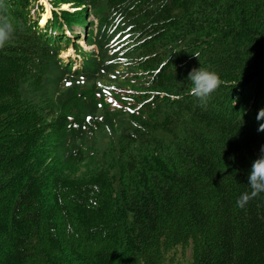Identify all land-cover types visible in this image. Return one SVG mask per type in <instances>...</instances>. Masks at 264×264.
Wrapping results in <instances>:
<instances>
[{
    "label": "trees",
    "instance_id": "16d2710c",
    "mask_svg": "<svg viewBox=\"0 0 264 264\" xmlns=\"http://www.w3.org/2000/svg\"><path fill=\"white\" fill-rule=\"evenodd\" d=\"M52 2L93 5L103 59L66 78L38 0H0V264H264V193L236 206L264 146V0ZM138 63L153 118L97 100ZM199 67L222 81L206 103Z\"/></svg>",
    "mask_w": 264,
    "mask_h": 264
},
{
    "label": "rangeland",
    "instance_id": "374dc122",
    "mask_svg": "<svg viewBox=\"0 0 264 264\" xmlns=\"http://www.w3.org/2000/svg\"><path fill=\"white\" fill-rule=\"evenodd\" d=\"M44 10L47 9V13L44 18L50 17L52 12L57 10H53L49 4L53 6L52 0H43ZM67 7V8H66ZM73 4L63 6L61 11H69L70 13H75L77 10L72 9ZM87 21H90L86 25V31L83 30V27L75 26V31L80 33L73 34L70 45L62 46V52L60 55L66 59L67 56H71L69 58L70 61L75 62V66L79 67L80 64L83 63L82 58L84 59H94L97 57V50L95 46L92 45L89 41H94L93 35L96 33V25L97 20L90 14V12L86 13ZM69 37V36H68ZM88 41V42H87ZM85 53L86 55H83ZM82 57V58H81ZM151 76V72L146 69H138L134 74L126 77L125 81L122 83V86L116 94L109 98L101 99L102 105L113 112H121L126 110H136L140 111L143 115L148 116L151 114V110L147 108L148 103H145V99L148 96L146 93V87L148 83V78Z\"/></svg>",
    "mask_w": 264,
    "mask_h": 264
},
{
    "label": "clouds",
    "instance_id": "9594fccd",
    "mask_svg": "<svg viewBox=\"0 0 264 264\" xmlns=\"http://www.w3.org/2000/svg\"><path fill=\"white\" fill-rule=\"evenodd\" d=\"M15 29L6 19L0 22V48L9 42ZM187 79L191 82L190 94L197 97L201 103H206L209 96L218 89L222 81L214 71L205 68H193ZM257 120H264V109L258 113ZM258 131H264V124H260ZM251 192L242 193L236 200L238 208H244L250 199L260 193H264V146H261L260 155L252 162L249 175L247 177Z\"/></svg>",
    "mask_w": 264,
    "mask_h": 264
},
{
    "label": "bare ground",
    "instance_id": "6f19581e",
    "mask_svg": "<svg viewBox=\"0 0 264 264\" xmlns=\"http://www.w3.org/2000/svg\"><path fill=\"white\" fill-rule=\"evenodd\" d=\"M66 8H67V7H66ZM48 18H49V16H48ZM48 18H44V17H43L42 24H44V23H45V21H46Z\"/></svg>",
    "mask_w": 264,
    "mask_h": 264
}]
</instances>
